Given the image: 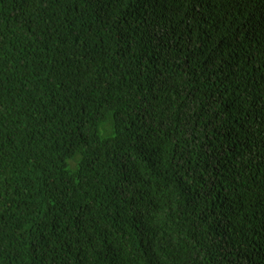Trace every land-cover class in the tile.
Returning <instances> with one entry per match:
<instances>
[{"label": "trees", "instance_id": "obj_1", "mask_svg": "<svg viewBox=\"0 0 264 264\" xmlns=\"http://www.w3.org/2000/svg\"><path fill=\"white\" fill-rule=\"evenodd\" d=\"M0 264H264V0H0Z\"/></svg>", "mask_w": 264, "mask_h": 264}]
</instances>
